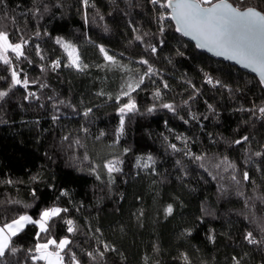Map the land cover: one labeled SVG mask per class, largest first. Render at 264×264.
<instances>
[{"label": "trees", "instance_id": "16d2710c", "mask_svg": "<svg viewBox=\"0 0 264 264\" xmlns=\"http://www.w3.org/2000/svg\"><path fill=\"white\" fill-rule=\"evenodd\" d=\"M227 1L240 10L264 12V0ZM89 3L0 0V30L6 29L12 42L21 35L30 41L27 60L9 53L21 79L27 75V88L10 87V69L0 64V91L8 92L0 100V226L18 214L38 219L42 210L59 207L68 211L51 219L42 237L67 236L81 264H185L184 256L188 264H233V256L240 264H264V245L244 240L247 231L259 237L257 224L264 222V201L247 200L264 196V155H253L264 153L258 111L264 91L258 80L199 53L176 35L169 9L149 0ZM57 38L73 45L87 67L67 66ZM101 47L116 64L105 60ZM142 59L148 64L139 63ZM55 61L60 66L53 69ZM149 65L155 75L145 76L131 93L136 109L124 116L118 134L119 108L128 102L121 93ZM243 136L248 141L234 143ZM109 146L117 148L121 161L111 177L99 173L96 164ZM149 156L150 167H137L138 158L143 164ZM225 159L235 167L222 166L239 184L211 174L210 162ZM68 219L78 229L73 234L67 232ZM37 232L30 224L14 238L21 251L9 257V264H32L26 250L37 243ZM105 244L111 250L105 251Z\"/></svg>", "mask_w": 264, "mask_h": 264}, {"label": "snow or ice", "instance_id": "6c2138e0", "mask_svg": "<svg viewBox=\"0 0 264 264\" xmlns=\"http://www.w3.org/2000/svg\"><path fill=\"white\" fill-rule=\"evenodd\" d=\"M82 2L85 6H92L89 0H82ZM149 3L153 6L158 5L160 9H171L172 14L168 18L176 22L177 32H181L184 35L194 34V38L199 37L205 42L204 45L198 46H207L210 44L220 49V51L217 52L218 55L229 53L231 58L237 59V62L242 63L245 67H251L253 71L259 72L261 84H264V12L252 7L240 10L228 3L227 0H219L217 3H213V0H149ZM202 5L208 6L205 7ZM36 11H39V9ZM165 18L166 17L161 14L159 20L162 21ZM85 20L87 21V16H85ZM17 31L19 30L17 29ZM36 36L39 37L38 31L36 32ZM137 39L139 40L141 37L138 36ZM29 42V39H25L23 35L20 36L19 42H12L9 32L6 29L0 30V64L9 67L11 77L10 87L12 88L18 85L27 88L29 80L26 74H24V79H21V72L18 71L16 67L12 66L13 62L9 57V53H12L16 60H27L28 57L25 53V48L28 46ZM56 43L64 48L69 57V64L67 66L74 67L77 70H83L87 67V65L81 64L79 55L73 45L64 42L60 38H57ZM151 51L155 53L156 47L152 46ZM100 52L104 54L105 60L109 63H117L114 57L108 55L103 47L100 48ZM36 54L40 56L41 59L44 58L41 55L39 45H36ZM29 63H31V61H29ZM139 63L147 65L148 61L142 59ZM59 66L60 61H55L51 65L53 69ZM152 75H155V71L151 65H149L144 75H141L136 81L128 83L126 86L127 90L122 91L121 95L128 97V102L121 105L119 108L120 128L118 129V134L123 131L124 116L127 112L136 109V104L131 97V93L136 91L140 85L144 83L145 76L150 77ZM207 83L213 84L212 79L209 78ZM164 87L167 88L168 85L165 84ZM7 95V91H0V100ZM29 95L35 96V93H30ZM154 95L159 98V90H157ZM119 100L120 97H117V103H119ZM185 103H187V101H185ZM162 107L167 108L169 111H175L172 104H163ZM209 107H211V105H209ZM90 111L91 109H88L84 115L87 116ZM149 111H152V109L150 108ZM258 111L261 116H264V107H260ZM55 118L56 117H53V119ZM64 139L67 140L68 137H64ZM248 139V136H243L234 141V143L241 145L248 141ZM75 145H80V141L76 140ZM171 147L173 150H178L175 145H171ZM186 155L192 156L191 153H186ZM253 155L259 158L264 155V153L256 151ZM192 159L202 160L203 157L192 156ZM84 160H88L87 155L84 156ZM120 163L121 161L118 158L112 159L105 162L103 167L111 177L112 173L120 171L118 166ZM151 163H154L151 156L147 157L143 164L140 163V159L138 158L137 167L148 168ZM177 163H179V161H177ZM225 163L230 168L235 167L234 164L228 163L226 159L221 161V164ZM216 167H220V164H217ZM93 171H95V168H93ZM97 178L99 179V176H97ZM232 179L236 181L237 184L240 183V181L236 180L235 175L232 176ZM243 180L245 182L250 180L247 171L243 173ZM7 182L12 183L11 180ZM237 194L243 195L242 192H238ZM61 195H66V193H61ZM253 199L264 201V196L247 198V200ZM12 203L21 204L22 202L12 201ZM24 207H28V205H24ZM67 211V209H61L59 207L45 209L41 211L38 219H34L26 213L18 214L13 217L10 222L0 226V264H9V257H15L17 252L21 251V249L16 246L14 238L23 232L25 227L30 224L38 228V232L36 233L37 243L33 248L26 250L27 259L31 260L32 264H37L38 261H42L43 264H81L77 254L71 250L70 245L72 241L67 236L58 241L53 238L45 239L42 237V234H47L50 231L49 221L54 217L60 216L61 212ZM166 212L168 214L172 213L171 205L167 207ZM252 223H257L255 218L252 220ZM65 224L67 225V232L69 234H73L78 230L74 222L70 219L65 220ZM257 227L260 233L259 237L254 235L253 231H247L244 234V240L250 245H264V222L258 223ZM96 231H99V229ZM209 239H213V237L210 236ZM104 250L108 251L111 249L105 244ZM98 254L101 256L103 255L102 252ZM86 255L90 259H95L92 252H87ZM184 262L188 264L187 256H184ZM232 262L233 264H240V259L233 256Z\"/></svg>", "mask_w": 264, "mask_h": 264}, {"label": "water", "instance_id": "95a60500", "mask_svg": "<svg viewBox=\"0 0 264 264\" xmlns=\"http://www.w3.org/2000/svg\"><path fill=\"white\" fill-rule=\"evenodd\" d=\"M217 2H219V1H215L213 3H217ZM202 6L207 7L208 5H202ZM245 9H247V8H245ZM171 14H172V10L169 9V17L171 16ZM170 20L173 24L176 35H178L179 37H182L184 40H186V42L193 45L195 50H197L199 53H201L203 55L205 54L207 57H209L212 60H217V61H220L223 63H228L231 66L235 67L236 69L242 71L243 73H245L247 75L249 74L250 76L254 77L256 80H258L259 84L261 85L262 90L264 91V84H261V77H260L259 72L253 71V69L251 67H245L242 63L237 62V59L231 58L229 53L218 55L217 52L220 51V49L215 48L210 44L207 46H198V45H204L205 42L202 39H200L199 37L194 38V34L193 35H184L181 32H177L176 31V27H177L176 22L172 19H170Z\"/></svg>", "mask_w": 264, "mask_h": 264}, {"label": "rangeland", "instance_id": "374dc122", "mask_svg": "<svg viewBox=\"0 0 264 264\" xmlns=\"http://www.w3.org/2000/svg\"><path fill=\"white\" fill-rule=\"evenodd\" d=\"M77 52V51H76ZM67 55V53H66ZM69 58V57H68ZM120 155V152L115 147H104L103 150L99 153L98 159H97V166L99 173L108 175L107 170L103 167L104 163L108 160L117 159ZM219 164L217 161H211L209 165V170L211 174L218 180L223 182H228L235 184V181L232 179V176L234 173L229 171L228 169H225L222 164L220 163V167H216V165ZM51 209V208H49ZM38 230V228H37Z\"/></svg>", "mask_w": 264, "mask_h": 264}, {"label": "built area", "instance_id": "2783aa9c", "mask_svg": "<svg viewBox=\"0 0 264 264\" xmlns=\"http://www.w3.org/2000/svg\"><path fill=\"white\" fill-rule=\"evenodd\" d=\"M151 5H152V4H151ZM165 17H166V16H165ZM260 117H261V118L263 119V121H264V116H261V115H260Z\"/></svg>", "mask_w": 264, "mask_h": 264}]
</instances>
